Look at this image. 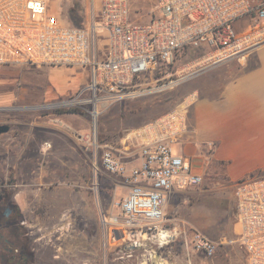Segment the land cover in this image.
Here are the masks:
<instances>
[{"label":"built area","instance_id":"1","mask_svg":"<svg viewBox=\"0 0 264 264\" xmlns=\"http://www.w3.org/2000/svg\"><path fill=\"white\" fill-rule=\"evenodd\" d=\"M52 1L0 0V66L88 68L91 77L84 90L91 94L51 106L86 108L91 103L88 112L94 118L115 102L170 89L264 42V0H156L146 22L132 18L135 0H97L96 8L92 0L91 14L81 25L70 22L61 0ZM245 17L251 19L248 29L236 32L234 23ZM205 47L213 49L178 75L167 71L170 76L159 89L151 85L155 82L144 83L147 75L154 77L175 65L188 48ZM196 98L190 94L178 109L151 123L156 137L141 144L139 166L129 168L94 133L89 145L102 168L129 184L127 194L115 203L119 213L103 218L107 236L118 242L121 260L170 264L166 257L177 242L207 258L217 252L215 240L185 221L170 222L165 213L170 192L205 181L172 148L187 129L188 109ZM234 195L236 237L226 243L238 245L246 264H264V171L238 180ZM136 243L142 246L131 249Z\"/></svg>","mask_w":264,"mask_h":264},{"label":"rangeland","instance_id":"2","mask_svg":"<svg viewBox=\"0 0 264 264\" xmlns=\"http://www.w3.org/2000/svg\"><path fill=\"white\" fill-rule=\"evenodd\" d=\"M96 4L94 0L95 8ZM155 4L156 0H135L133 9L137 12L132 13V18L150 20ZM62 6L70 22L76 20L75 14L84 21L91 14L92 0H62ZM77 7L78 13H71ZM250 23L249 17L242 18L234 23V29L244 33ZM212 49L193 50L178 61L180 65L195 63ZM176 64L164 70L173 73ZM74 74L72 68L57 66H40L35 70L0 66V122L12 126V131L0 136V167L3 176L12 171L16 178L11 193L21 211L18 245L28 246L34 255V261L29 260L28 264H142L136 258L119 259L118 242L108 237L103 228L104 216L119 213L115 203L127 194L129 184L102 168L98 153L89 144L96 132L100 143L108 144L119 154L123 136L155 114L180 107L189 96L186 87L203 85L205 77L148 96L115 102L94 119L88 112L93 109L91 103L86 108L51 106L70 95L80 94L83 98L91 94ZM164 80L151 85L159 89L167 81ZM73 108L78 113L67 115L70 113L59 111ZM212 183L210 180L197 186L203 190L200 197L181 199L176 206L189 217L191 209L198 207V218L186 223L218 244L224 242L234 248V259L229 257L222 264H246L238 245L226 243L236 237L234 185L228 188ZM10 239L14 240L11 236ZM5 245L3 240L0 251ZM218 246L214 256L225 250L222 244Z\"/></svg>","mask_w":264,"mask_h":264},{"label":"crops","instance_id":"3","mask_svg":"<svg viewBox=\"0 0 264 264\" xmlns=\"http://www.w3.org/2000/svg\"><path fill=\"white\" fill-rule=\"evenodd\" d=\"M248 27L249 25L246 30ZM254 51L253 54L249 51L219 62L182 82L186 83L200 76L205 77L203 85L189 84L186 87L189 92L187 96L196 93L197 98L188 109L187 129L177 142L172 144V148L176 145L173 151L182 155L196 173L204 176L205 181L202 185L211 180L212 185L222 183L224 187L231 188L238 180L264 171V43ZM187 64L190 63L182 65L178 63L173 69L174 74L184 72ZM40 66L45 65L30 68L35 70ZM57 67L72 68L83 87L90 82V71L86 67L77 65ZM169 74L167 71L155 74V78L147 75L144 83L164 80L170 76ZM56 102L59 101H54ZM166 113L155 114L120 139L119 156L129 168L140 165L141 144L156 137L151 130V123ZM68 126L70 127L69 124ZM211 175L215 176L214 179ZM201 193L203 190H199L197 186L170 192L165 206L167 219L170 222H191L198 218L201 213L196 209L198 207L191 209L192 217H189L179 212L176 205L181 199L186 201L197 199ZM221 244L225 250L212 258H207L202 252L187 249L177 243L166 258L170 264H222L229 257L233 260V254H236L234 248L224 245V242Z\"/></svg>","mask_w":264,"mask_h":264},{"label":"flooded vegetation","instance_id":"4","mask_svg":"<svg viewBox=\"0 0 264 264\" xmlns=\"http://www.w3.org/2000/svg\"><path fill=\"white\" fill-rule=\"evenodd\" d=\"M0 124L10 126L5 133L12 131L11 124L7 122H0ZM5 133L0 134V136ZM9 173L8 176H3L0 167V243L3 240L6 243L5 249L0 251V260L2 264H28L29 260L34 261V255L29 252L28 246L22 247L23 245H18L17 242L19 241L17 237L22 234L19 222L21 211L11 193V187L16 185L14 184L16 178L12 171H9ZM10 236L14 240H11Z\"/></svg>","mask_w":264,"mask_h":264},{"label":"trees","instance_id":"5","mask_svg":"<svg viewBox=\"0 0 264 264\" xmlns=\"http://www.w3.org/2000/svg\"><path fill=\"white\" fill-rule=\"evenodd\" d=\"M73 10H76V11H73V12H71V13H73V14H74V13H78V11H77V10H78V7L75 8V9L73 8ZM73 14H72V16H73ZM74 17L76 18V20H74L73 23H74V24H77V25H81V23H82V17H81L80 15H76V14H75ZM198 49L202 50V49H204V48H188L187 50H185V51L183 52V54H186V53H189V52H191V51H193V50H198ZM183 54H182V55H183ZM182 55H181V56H182ZM179 60L181 61L182 59H179ZM180 61H178L177 64L180 63ZM177 64H176V65H177ZM59 111H61V112H64V111H65V112H69V113H78L79 110L76 109V108H73V109L59 110Z\"/></svg>","mask_w":264,"mask_h":264},{"label":"water","instance_id":"6","mask_svg":"<svg viewBox=\"0 0 264 264\" xmlns=\"http://www.w3.org/2000/svg\"><path fill=\"white\" fill-rule=\"evenodd\" d=\"M9 128H10V126L8 124H0V134L7 132L9 130ZM116 233H118V231H116ZM141 246H142L141 243H136L134 246H132L130 248L133 249V248H136V247L138 248Z\"/></svg>","mask_w":264,"mask_h":264},{"label":"bare ground","instance_id":"7","mask_svg":"<svg viewBox=\"0 0 264 264\" xmlns=\"http://www.w3.org/2000/svg\"><path fill=\"white\" fill-rule=\"evenodd\" d=\"M97 116V114L95 113V117Z\"/></svg>","mask_w":264,"mask_h":264}]
</instances>
